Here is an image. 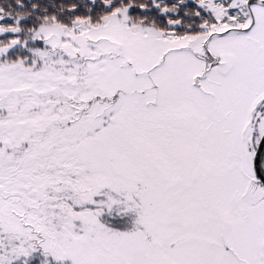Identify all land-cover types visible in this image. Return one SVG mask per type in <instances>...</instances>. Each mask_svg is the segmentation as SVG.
<instances>
[{"label": "snow or ice", "instance_id": "obj_1", "mask_svg": "<svg viewBox=\"0 0 264 264\" xmlns=\"http://www.w3.org/2000/svg\"><path fill=\"white\" fill-rule=\"evenodd\" d=\"M0 264H264V0H0Z\"/></svg>", "mask_w": 264, "mask_h": 264}]
</instances>
